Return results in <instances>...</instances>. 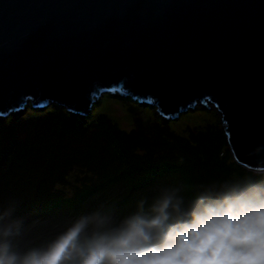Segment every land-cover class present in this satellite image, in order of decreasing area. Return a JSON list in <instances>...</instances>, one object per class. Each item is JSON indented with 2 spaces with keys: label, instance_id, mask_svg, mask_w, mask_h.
Here are the masks:
<instances>
[{
  "label": "water",
  "instance_id": "obj_1",
  "mask_svg": "<svg viewBox=\"0 0 264 264\" xmlns=\"http://www.w3.org/2000/svg\"><path fill=\"white\" fill-rule=\"evenodd\" d=\"M115 92L166 119L214 109L234 158L264 169V0H0V118Z\"/></svg>",
  "mask_w": 264,
  "mask_h": 264
},
{
  "label": "trees",
  "instance_id": "obj_2",
  "mask_svg": "<svg viewBox=\"0 0 264 264\" xmlns=\"http://www.w3.org/2000/svg\"><path fill=\"white\" fill-rule=\"evenodd\" d=\"M130 99L104 93L84 115L28 104L0 121V202H14L22 228L98 200L119 214L160 180L194 183L251 170L234 158L213 110V121L192 128L184 120L190 112L164 121L156 106ZM182 122L179 132L174 123Z\"/></svg>",
  "mask_w": 264,
  "mask_h": 264
},
{
  "label": "clouds",
  "instance_id": "obj_3",
  "mask_svg": "<svg viewBox=\"0 0 264 264\" xmlns=\"http://www.w3.org/2000/svg\"><path fill=\"white\" fill-rule=\"evenodd\" d=\"M21 231L14 202H0V264H264V169L160 180L126 211L101 202L42 243L18 245Z\"/></svg>",
  "mask_w": 264,
  "mask_h": 264
},
{
  "label": "rangeland",
  "instance_id": "obj_4",
  "mask_svg": "<svg viewBox=\"0 0 264 264\" xmlns=\"http://www.w3.org/2000/svg\"><path fill=\"white\" fill-rule=\"evenodd\" d=\"M28 104L31 105V103ZM196 108H198V110L195 113ZM27 109L28 108H25L24 112L20 114H24L26 111H28ZM211 110L215 112L214 109H209L203 105L198 104L194 108H189V110L186 111L185 113L184 112L180 113V115L175 118L178 119L182 117L184 114L190 112L191 116L188 118H184V120L188 121L192 128H199L200 124H204L206 121L214 120V117L211 115V113H209ZM10 115H8L7 117H9ZM123 116L124 113H122L119 117L121 118ZM7 117L0 118V121L5 120ZM217 117H219L218 114ZM164 121H169V119L164 118ZM185 126H186L185 122L174 123V128L177 129L179 132L182 131ZM99 203H101V200L94 201L87 209L94 207ZM69 216H72V214L69 211L63 210V211H59L58 213H56L51 217L34 220L33 222L27 224L22 228L21 234L15 238L17 244L23 246L27 243H33V244L42 243L43 241L48 239L51 235H53L60 227H62L64 220Z\"/></svg>",
  "mask_w": 264,
  "mask_h": 264
}]
</instances>
